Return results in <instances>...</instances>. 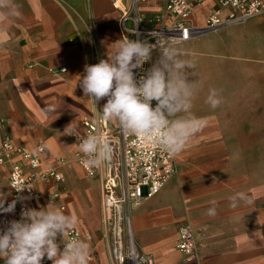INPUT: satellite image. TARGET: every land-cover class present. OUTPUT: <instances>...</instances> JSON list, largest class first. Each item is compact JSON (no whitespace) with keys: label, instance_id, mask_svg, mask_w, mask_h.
I'll return each instance as SVG.
<instances>
[{"label":"crops","instance_id":"0c3cea01","mask_svg":"<svg viewBox=\"0 0 264 264\" xmlns=\"http://www.w3.org/2000/svg\"><path fill=\"white\" fill-rule=\"evenodd\" d=\"M142 6L153 12L161 2ZM219 7V0L198 5L195 25L203 26ZM10 12L0 20V145L4 136L28 149L43 143L40 171L58 169L65 176L60 184L39 182L40 197L21 202L37 210L51 203L74 215L75 227L92 236L82 240L97 254L96 264H114L101 231V180L87 176L75 160V136L63 133L74 122L82 134L85 119L103 118L98 110L106 98L95 105L78 80L86 64L107 58V46L125 37L121 12L114 0H12ZM182 46H175L184 54L181 59L195 64L198 55L203 58L201 68L194 65L190 72L201 71L204 77L217 72L212 75L218 77L221 114L218 126L209 123L210 115H190L202 127L177 154L178 172L133 211L134 238L154 257L153 264H264V15ZM159 55L153 52V63ZM212 56L217 65H210ZM9 172V165L0 166L2 203L12 199ZM237 193L252 203L238 199L233 207L231 197ZM213 207L216 214L210 216ZM187 223L198 241L192 260L178 248L180 229Z\"/></svg>","mask_w":264,"mask_h":264},{"label":"built area","instance_id":"2783aa9c","mask_svg":"<svg viewBox=\"0 0 264 264\" xmlns=\"http://www.w3.org/2000/svg\"><path fill=\"white\" fill-rule=\"evenodd\" d=\"M151 0H114L121 12L120 24L129 39H140L156 45H173L187 42L226 25H235L250 18L264 15V0H219V9L207 16L203 26H196L193 13L205 0H158L161 7L149 12L142 4ZM227 11V14L222 15ZM152 52V54H153ZM152 59L142 69H135L137 79L152 66ZM65 70V69H64ZM156 101L152 102L154 107ZM86 131L81 135H102L112 148L111 159L102 165H92L79 150L75 160L84 168L88 177L98 176L102 184L101 203L104 212L102 232L108 238L114 264H153L154 257L145 253L134 238L131 215L146 199L158 194L178 172L177 154L162 150L152 139L125 134L118 122L110 126L102 118L99 121L84 120ZM75 139L78 143L80 140ZM46 146L43 143L34 149L16 145L10 136H4L0 145V166L9 165L8 176L12 199L2 203L3 208L15 201L11 212L0 210V229L10 221L21 219L22 211L29 208L23 198L40 197L36 190L39 182L56 184L65 181L58 169L41 172ZM1 184V181H0ZM22 187V188H21ZM20 188V189H17ZM65 209V207H62ZM69 238L92 239L74 227ZM59 242V241H58ZM178 248L192 260L197 256L198 241L191 223L180 229ZM4 261L0 258V262ZM97 254L89 252L88 264H96ZM42 264H52L45 258Z\"/></svg>","mask_w":264,"mask_h":264},{"label":"clouds","instance_id":"9594fccd","mask_svg":"<svg viewBox=\"0 0 264 264\" xmlns=\"http://www.w3.org/2000/svg\"><path fill=\"white\" fill-rule=\"evenodd\" d=\"M11 7L12 0H0V20L11 15ZM155 48L140 39H118L107 46V58L85 65L78 83L84 96L95 105L106 98L98 113L106 120L118 122L125 134L152 139L162 150L178 154L202 127L195 117L179 115L192 108L194 85L188 81L186 70L193 68L194 63L181 59L182 53L172 44H159V58L137 79L134 70L142 69L152 59ZM206 102L213 109L222 103L216 89L210 90ZM63 134L80 140L79 151L91 157L90 164L102 165L111 159V145L102 135H81L74 122ZM238 199L252 203L245 193H237L231 197L233 207ZM212 203L215 205V201ZM14 208L15 201L7 208L0 201L3 212ZM208 214L214 216L215 207ZM76 222L74 215L51 203L39 210L28 208L22 211L21 219L0 229V258L4 264H42L45 257L52 264H88V244L69 238Z\"/></svg>","mask_w":264,"mask_h":264},{"label":"rangeland","instance_id":"374dc122","mask_svg":"<svg viewBox=\"0 0 264 264\" xmlns=\"http://www.w3.org/2000/svg\"><path fill=\"white\" fill-rule=\"evenodd\" d=\"M183 43L175 44L173 46L175 47V46L181 45V49H184L185 45L182 46ZM182 56L184 57V54H182ZM194 61H195V64H194L195 68H201L202 62H203L202 56L198 55ZM217 62H218L217 56L216 57L212 56L210 59V65L211 66L217 65ZM192 70L191 72L189 69L187 70L188 72L187 79L189 82H193V85H194L193 96L191 99L192 108L190 109L189 113H180L179 115L180 116H190L191 114H199V116L210 115V116H207V118L210 117L209 123L214 124V126L215 125L218 126L217 118H218V114H221V111H220L221 104L217 108L213 109L210 106V104L206 102L211 89H216L219 97L221 98L220 87L218 85V77L214 76V75H217V72L211 71V73L207 77L206 76L204 77L201 71L196 72Z\"/></svg>","mask_w":264,"mask_h":264}]
</instances>
